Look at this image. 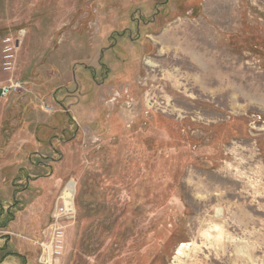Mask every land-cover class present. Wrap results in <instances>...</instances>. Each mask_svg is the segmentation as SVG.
Wrapping results in <instances>:
<instances>
[{
  "label": "rangeland",
  "instance_id": "1",
  "mask_svg": "<svg viewBox=\"0 0 264 264\" xmlns=\"http://www.w3.org/2000/svg\"><path fill=\"white\" fill-rule=\"evenodd\" d=\"M44 258L264 264V0H0V264Z\"/></svg>",
  "mask_w": 264,
  "mask_h": 264
},
{
  "label": "built area",
  "instance_id": "2",
  "mask_svg": "<svg viewBox=\"0 0 264 264\" xmlns=\"http://www.w3.org/2000/svg\"><path fill=\"white\" fill-rule=\"evenodd\" d=\"M19 88H21L19 84L12 82L10 85L4 86L2 88V96H7L8 94L11 93V91L17 90ZM73 207H74V205L73 204L70 205L69 202H67L64 199L63 195L58 197V199L54 205L52 215H51V225L56 226L64 218H67L69 220L70 217H74V219H75V210ZM70 210H71V212H70ZM51 239H52V236H51ZM39 245L41 246L42 250L45 251V245L41 244V243ZM51 245H52V242H51ZM46 248H49V246H47ZM43 260H44V262L41 261L40 263L46 264L45 258Z\"/></svg>",
  "mask_w": 264,
  "mask_h": 264
},
{
  "label": "flooded vegetation",
  "instance_id": "3",
  "mask_svg": "<svg viewBox=\"0 0 264 264\" xmlns=\"http://www.w3.org/2000/svg\"><path fill=\"white\" fill-rule=\"evenodd\" d=\"M14 203H15V201H13V203L10 204L9 207L11 206V208H12V206L14 205ZM9 207H7V208L9 209ZM25 208H26V207H24V209L21 210V209H18L17 206H14V208H12V211L15 210L16 213L18 212L19 214H22V213H24ZM8 209H6V211H7ZM39 211H40V212H39ZM8 212H9V211H8ZM36 212H37V213H36ZM36 212H34V214H33V215H34V218H35V216H36L35 221L38 220L37 223H38L39 221H40V223L43 222V221H45V219H44L45 217L43 218L42 215L40 216V213L42 212V208H41L40 205L38 206V210H37ZM10 213L12 214L11 211H10L8 214H10ZM13 215H15V214H13ZM14 217H15V216H14ZM38 218H40V219H38ZM10 219H11V218H10ZM10 219H9V220H10ZM12 220H13V219H12ZM12 220H11V221H12ZM11 221H10V222H11ZM10 222H7V225H6V226H8V224H10ZM37 223H36V224H37ZM39 251H41V250H39ZM9 254H10V253H9ZM10 255H13V254L11 253ZM18 257H20V258L22 259L23 263H24V261H25L24 256H18ZM26 259H27V256H26ZM23 263H22V264H23ZM39 263H40V262H39ZM40 264H41V263H40Z\"/></svg>",
  "mask_w": 264,
  "mask_h": 264
},
{
  "label": "bare ground",
  "instance_id": "4",
  "mask_svg": "<svg viewBox=\"0 0 264 264\" xmlns=\"http://www.w3.org/2000/svg\"><path fill=\"white\" fill-rule=\"evenodd\" d=\"M75 189H76V185L74 182H69L65 188H64V199L69 202L70 205L73 204V199L75 196ZM72 203V204H71ZM71 212V210H70Z\"/></svg>",
  "mask_w": 264,
  "mask_h": 264
},
{
  "label": "water",
  "instance_id": "5",
  "mask_svg": "<svg viewBox=\"0 0 264 264\" xmlns=\"http://www.w3.org/2000/svg\"><path fill=\"white\" fill-rule=\"evenodd\" d=\"M73 219H74V217H70V218H69V220H73Z\"/></svg>",
  "mask_w": 264,
  "mask_h": 264
},
{
  "label": "trees",
  "instance_id": "6",
  "mask_svg": "<svg viewBox=\"0 0 264 264\" xmlns=\"http://www.w3.org/2000/svg\"><path fill=\"white\" fill-rule=\"evenodd\" d=\"M6 220H8V216H7V219ZM40 249V248H39Z\"/></svg>",
  "mask_w": 264,
  "mask_h": 264
}]
</instances>
